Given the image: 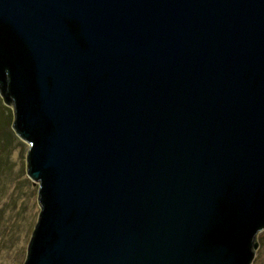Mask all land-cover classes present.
I'll use <instances>...</instances> for the list:
<instances>
[{"label":"water","instance_id":"1","mask_svg":"<svg viewBox=\"0 0 264 264\" xmlns=\"http://www.w3.org/2000/svg\"><path fill=\"white\" fill-rule=\"evenodd\" d=\"M0 92L41 211L24 264H252L264 0H0Z\"/></svg>","mask_w":264,"mask_h":264},{"label":"rangeland","instance_id":"2","mask_svg":"<svg viewBox=\"0 0 264 264\" xmlns=\"http://www.w3.org/2000/svg\"><path fill=\"white\" fill-rule=\"evenodd\" d=\"M14 104L0 92V264H24L27 246L38 221L39 185L27 175L29 143L13 129ZM252 264H264V230L258 235Z\"/></svg>","mask_w":264,"mask_h":264}]
</instances>
